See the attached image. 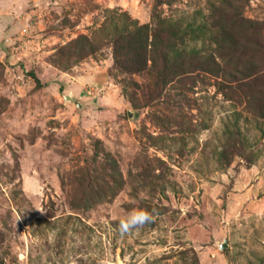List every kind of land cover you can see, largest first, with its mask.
Listing matches in <instances>:
<instances>
[{
	"label": "rangeland",
	"instance_id": "rangeland-1",
	"mask_svg": "<svg viewBox=\"0 0 264 264\" xmlns=\"http://www.w3.org/2000/svg\"><path fill=\"white\" fill-rule=\"evenodd\" d=\"M211 1L163 8L196 26ZM106 7L146 23L153 0H0V264H264V117L211 84L155 95L107 45L55 65V48L93 36ZM243 14L264 20V0ZM129 77L148 105L124 96ZM137 207L153 221L121 235Z\"/></svg>",
	"mask_w": 264,
	"mask_h": 264
},
{
	"label": "trees",
	"instance_id": "trees-1",
	"mask_svg": "<svg viewBox=\"0 0 264 264\" xmlns=\"http://www.w3.org/2000/svg\"><path fill=\"white\" fill-rule=\"evenodd\" d=\"M179 2L153 0L151 22L146 23L118 7H106L104 22L93 36L80 34L56 47L51 60L65 71L107 45L118 71L152 77L155 95L166 88L183 95L197 82L211 84L216 92L241 99L264 117V20L243 14L249 0H216L211 1L205 21L182 26L163 8L171 9ZM195 33L213 45V50L188 48L185 35ZM122 85L124 96L134 106L153 100V93L140 98L137 91L142 86L132 77L123 79Z\"/></svg>",
	"mask_w": 264,
	"mask_h": 264
},
{
	"label": "clouds",
	"instance_id": "clouds-1",
	"mask_svg": "<svg viewBox=\"0 0 264 264\" xmlns=\"http://www.w3.org/2000/svg\"><path fill=\"white\" fill-rule=\"evenodd\" d=\"M155 210L149 211L143 208H134L120 219L118 231L121 235L131 234L133 231H138L144 225L153 221Z\"/></svg>",
	"mask_w": 264,
	"mask_h": 264
},
{
	"label": "water",
	"instance_id": "water-1",
	"mask_svg": "<svg viewBox=\"0 0 264 264\" xmlns=\"http://www.w3.org/2000/svg\"><path fill=\"white\" fill-rule=\"evenodd\" d=\"M64 100L65 101H72V102H75L76 101V99L70 93H67V94L64 95ZM76 104H77L78 107H81L82 106L80 102H76ZM129 115L131 116V113ZM218 247L221 250H224V249L228 248V241H227V239L225 238V239H223L222 242H219L218 243Z\"/></svg>",
	"mask_w": 264,
	"mask_h": 264
}]
</instances>
